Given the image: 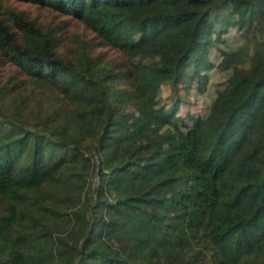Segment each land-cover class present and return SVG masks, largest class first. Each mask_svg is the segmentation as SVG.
<instances>
[{
    "label": "trees",
    "instance_id": "trees-1",
    "mask_svg": "<svg viewBox=\"0 0 264 264\" xmlns=\"http://www.w3.org/2000/svg\"><path fill=\"white\" fill-rule=\"evenodd\" d=\"M12 1L79 21L126 66L67 61L57 31L0 15V58L31 89L0 87V264H264V0ZM211 69L227 78L206 114L178 116ZM129 104L178 146L135 158L114 124ZM145 179L159 196L136 194Z\"/></svg>",
    "mask_w": 264,
    "mask_h": 264
},
{
    "label": "rangeland",
    "instance_id": "rangeland-1",
    "mask_svg": "<svg viewBox=\"0 0 264 264\" xmlns=\"http://www.w3.org/2000/svg\"><path fill=\"white\" fill-rule=\"evenodd\" d=\"M8 12L22 13L30 20L39 23L40 26L57 31L56 35L61 43L57 49V53L67 61H75L82 53H89L94 58L98 57L102 62L111 63L112 68L126 66L125 59L118 51L104 44L95 34L86 29L83 24L71 17L61 16L52 9L39 7L36 4L0 0V15H8ZM238 35L235 29L229 28L228 32L222 36L225 45L223 44L221 47H233L238 44ZM82 48H85V50H81ZM209 55L212 64L216 65L219 55L217 50H210ZM207 74L209 75V83L203 95L197 93L196 81L191 84H185L179 90L180 104L178 116L185 117L188 114H206L216 95V91L222 87L227 78V75L220 74L215 69L209 70ZM29 80L12 60L0 58V87H4L5 85L13 86L20 92L22 89H25L27 94H30ZM47 92L48 90H46ZM42 96H46V94H42ZM161 100L164 105L171 104L173 97L168 86L162 87ZM116 121H120V123H114L117 126L124 122L127 129V137L133 142L135 158H139L140 160L150 157L151 152L154 150L158 151L161 157L165 156L171 149L178 146L181 139L179 134L152 122L150 109H137L129 104ZM122 156L123 153L121 151L118 159ZM93 183H95L94 178ZM148 183V179L142 180L136 189V194L142 195L144 200L155 198V193L158 196L160 194L149 188ZM138 213L142 215L141 208H139Z\"/></svg>",
    "mask_w": 264,
    "mask_h": 264
}]
</instances>
